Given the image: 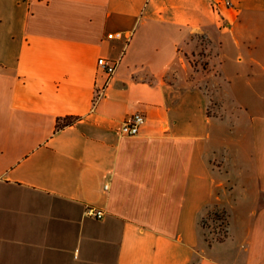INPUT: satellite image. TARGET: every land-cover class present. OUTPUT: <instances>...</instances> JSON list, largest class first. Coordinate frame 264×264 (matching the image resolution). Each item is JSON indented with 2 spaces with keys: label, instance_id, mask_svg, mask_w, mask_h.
Wrapping results in <instances>:
<instances>
[{
  "label": "crops",
  "instance_id": "crops-1",
  "mask_svg": "<svg viewBox=\"0 0 264 264\" xmlns=\"http://www.w3.org/2000/svg\"><path fill=\"white\" fill-rule=\"evenodd\" d=\"M234 2L0 0V264H264V0Z\"/></svg>",
  "mask_w": 264,
  "mask_h": 264
},
{
  "label": "rangeland",
  "instance_id": "rangeland-1",
  "mask_svg": "<svg viewBox=\"0 0 264 264\" xmlns=\"http://www.w3.org/2000/svg\"><path fill=\"white\" fill-rule=\"evenodd\" d=\"M197 39L199 41V44H197V47L195 48V50L192 52L191 51L186 52L187 58L193 64L194 70L196 69L201 70L202 73H205L206 75H209V76H212L213 74H218V72L215 71V68H213L211 64V60L213 58L211 55L212 51H209L207 49L208 46H205L203 44L205 42L204 40H200L199 37ZM197 39L195 40L197 41ZM208 88L210 90L212 89L210 86H208ZM229 88L230 87H228V89ZM219 91H220L221 98L223 97L225 99L226 106L229 109L231 117L234 120H236L239 115L238 104L235 103L232 99L228 98L229 93L226 88L222 89L220 86ZM214 102L213 104H211V107H212L211 112L217 108V105L214 104ZM202 222H203V227H204L203 234L205 235V237H207L209 240H216V239L223 238V236L225 235V231L227 229V222H228L227 212L221 208H209L206 211L205 216L202 219Z\"/></svg>",
  "mask_w": 264,
  "mask_h": 264
},
{
  "label": "built area",
  "instance_id": "built-area-1",
  "mask_svg": "<svg viewBox=\"0 0 264 264\" xmlns=\"http://www.w3.org/2000/svg\"><path fill=\"white\" fill-rule=\"evenodd\" d=\"M212 8L215 11H219L220 6L232 7L234 6V0H211ZM112 36V34H110ZM98 64L107 71L108 79L110 80L115 74L118 66V62L115 60H109L102 56L98 59ZM103 89L97 91V99L103 95ZM146 117L143 113L136 112L128 116L122 123L120 130L125 135H137L140 132L142 125L145 123ZM90 214L96 218H102L105 212L102 209L91 207L89 210Z\"/></svg>",
  "mask_w": 264,
  "mask_h": 264
},
{
  "label": "trees",
  "instance_id": "trees-1",
  "mask_svg": "<svg viewBox=\"0 0 264 264\" xmlns=\"http://www.w3.org/2000/svg\"><path fill=\"white\" fill-rule=\"evenodd\" d=\"M73 122H74V118L73 117L66 116L64 118V121H61V119L59 120L57 128L58 129L63 128L65 125L72 124Z\"/></svg>",
  "mask_w": 264,
  "mask_h": 264
}]
</instances>
